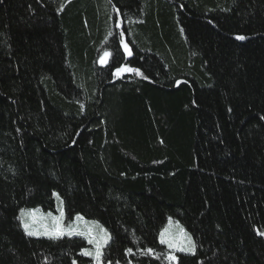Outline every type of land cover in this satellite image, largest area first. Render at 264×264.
<instances>
[{"label":"trees","instance_id":"16d2710c","mask_svg":"<svg viewBox=\"0 0 264 264\" xmlns=\"http://www.w3.org/2000/svg\"><path fill=\"white\" fill-rule=\"evenodd\" d=\"M59 201L102 264H264V0H0V264L90 262Z\"/></svg>","mask_w":264,"mask_h":264},{"label":"rangeland","instance_id":"374dc122","mask_svg":"<svg viewBox=\"0 0 264 264\" xmlns=\"http://www.w3.org/2000/svg\"><path fill=\"white\" fill-rule=\"evenodd\" d=\"M111 37L112 35L110 34V36H108L105 41L106 46L105 45L102 46L103 48H105V50L103 51L104 55L105 53L110 51L108 48H112L114 46V42L108 43V40ZM22 212L26 213V215L23 217H21ZM22 219L25 223L29 225L30 230L36 233L35 235H32V237H36V238L50 237L48 234H46V232H50L58 224L59 229L65 233L64 235L61 236L80 235L87 238L88 242L89 239H92L93 243H89V248L86 250V252H90L92 253V255H85L87 259H89L90 261L88 264H98L95 258L97 245H100V252L102 255L103 249L107 246V244L110 241V239H108L107 243L104 242L105 233H107L108 237H110V235L108 231L105 230V228H103L96 221H89L84 218L77 219V217H75L72 220H67L61 201H59V203L56 204L55 211H45L40 208L22 210L20 212V222L22 221ZM21 227L25 232L22 222H21ZM162 234H163V239L166 241L163 244L169 247L174 253L182 252V253L192 254L195 252L191 237L181 229L180 225L177 222H172V221L168 222V224L164 227V229L160 233V241L162 239ZM189 238L191 242H189ZM181 248L185 250L181 251L180 250ZM189 248H191L190 251L188 250ZM101 255L99 259V264H102Z\"/></svg>","mask_w":264,"mask_h":264},{"label":"snow or ice","instance_id":"6c2138e0","mask_svg":"<svg viewBox=\"0 0 264 264\" xmlns=\"http://www.w3.org/2000/svg\"><path fill=\"white\" fill-rule=\"evenodd\" d=\"M236 39H237V40H244L245 37H244V36H237ZM125 48H126V50H127V46H126V45H125ZM129 54H130V53H129ZM108 55H109V53H105V56H108ZM126 70H127V69H124V68H120V69H118V70H117V75H119L121 72L126 71ZM29 214H30V213H29ZM25 215H26V213H24V212L21 213V217H23V216H25ZM77 219H82V218H81V217H77ZM21 222H22V224H23V227H24L25 232H26L27 235L32 236V235H35V234H36L34 231L30 230L29 225H28L27 223H25V222L23 221V219H22ZM46 234H48V235L50 236V238H59V236L64 235L65 233L59 229V226H58V224H57L56 227H54L50 232H46ZM69 234H71V233H69ZM77 234H79V233H77ZM185 235H186V234H185ZM108 239H110V237H108V236H107V233H105V236H104V242L107 243V240H108ZM165 242H166V241L163 239V234H162L161 243H165ZM189 242H191V241H190V238H189ZM89 243H93V240H92V239H89ZM170 246H171V245H170ZM180 250L183 251V250H185V249L181 248ZM188 250L190 251L191 248H189ZM129 251H130V250H129ZM149 251H150V250H149ZM84 254H85V255H92V253H90V252H85ZM100 255H101V252H100V245H97V249H96V257H95V258H96L98 264H99ZM170 259H175V257H170Z\"/></svg>","mask_w":264,"mask_h":264}]
</instances>
